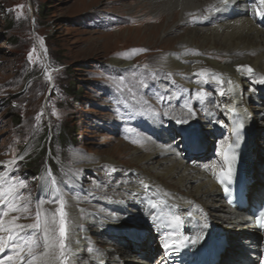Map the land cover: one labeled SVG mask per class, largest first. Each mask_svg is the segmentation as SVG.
Masks as SVG:
<instances>
[{
	"label": "bare ground",
	"instance_id": "6f19581e",
	"mask_svg": "<svg viewBox=\"0 0 264 264\" xmlns=\"http://www.w3.org/2000/svg\"><path fill=\"white\" fill-rule=\"evenodd\" d=\"M136 2L139 3L132 8L130 17L141 13L146 15L144 20H134L129 26L133 31L124 38L118 32L114 40L120 43L130 34L137 36L149 45L146 51L154 57L151 64L158 65L185 85L163 86L170 103H166L164 112L160 110V117L148 119L160 138L158 142L141 146L135 142L142 135L127 133L124 136L134 138V144H125L107 156L88 162L90 168L105 162L118 174L104 182L87 184L107 209L99 206L102 209L99 212L87 209L90 215L86 216L81 214L80 209L85 199L83 195L68 198L65 207L69 229L68 264H104L105 259L109 264L141 261L154 264L147 261L152 258V252L157 251L158 238L154 234L157 222L155 213L142 201L146 195L171 201L179 215L189 218L198 241L223 239L221 258L216 264L254 262L264 252V234L255 229L254 217L248 211L239 212L222 200V190L216 184L214 175L221 168L218 153L229 141L226 135H217L226 128L227 132L230 129L231 110L234 108L245 116L250 131V139L245 142L250 147L248 155L251 164L246 178L250 199L260 201L264 197V83L260 82L264 79V4L261 0H228L226 4L222 0ZM124 8L130 9L131 6L124 5ZM160 32H164V36L160 37ZM110 61L122 67L130 63V60L120 56ZM242 65L250 66L253 71L248 72L247 67L238 71V66ZM201 72H204L203 76L199 75ZM177 89L180 94L176 96ZM191 91H205L208 95L206 101L205 97L197 101L200 108L198 122L202 125L200 133L197 124L192 122L193 116L175 106L176 101L175 104L173 101L175 95L177 105H189V101L181 96L190 98ZM152 97L159 102L156 106L152 101L153 107L163 103V99ZM251 100H254L252 104ZM169 114L173 120L167 123L171 118ZM177 119L187 122H183V126L174 124ZM185 133L195 138L193 143L185 139ZM208 135L215 140L212 145L207 140ZM146 140H150L149 137ZM192 145L203 151L190 153L188 148ZM183 150L186 158L181 156ZM0 185L4 190L8 189L4 187L3 179ZM44 214L45 211L42 220ZM4 221L7 225L11 217H4ZM204 227L207 232H203ZM103 229L112 231L115 241L107 242L106 238H100L96 240L99 243H96L95 252L86 254L83 250L88 243V233ZM4 235L7 237L8 233ZM44 251L42 244L34 264H63L56 258L58 250L49 249L47 257L42 255ZM130 251L134 252L132 256ZM9 255L13 253L6 249L0 253V259L8 260ZM136 255L147 257L141 260ZM13 262L18 264L15 258Z\"/></svg>",
	"mask_w": 264,
	"mask_h": 264
},
{
	"label": "rangeland",
	"instance_id": "374dc122",
	"mask_svg": "<svg viewBox=\"0 0 264 264\" xmlns=\"http://www.w3.org/2000/svg\"><path fill=\"white\" fill-rule=\"evenodd\" d=\"M137 3L136 0H0V180L7 188L20 180L25 184L15 190L21 210L9 211L11 219L19 217L15 223H35L38 210L41 220L43 211L55 213L58 219L59 200L62 198L66 207L68 198L76 194L87 199L80 205L83 215H90L87 209L98 212L102 210L99 207L107 209L87 184L104 182L118 173L105 162L91 168L88 162L125 144H134V138L124 136L127 133L142 135L135 142L141 146L160 140L148 119L160 117V110L164 112L169 102L163 86L185 84L151 64L154 57L146 51L147 43L132 34L123 39L133 31L129 26L134 20L141 22L146 16L139 13L130 17ZM118 32L123 36L120 43L114 40ZM160 33V37L164 36V32ZM117 56L127 58L130 63L123 67L112 63L110 59ZM205 91H191L190 98L181 96L189 101L192 110L197 109L191 116L199 133L202 125L198 122L197 93H202L206 101ZM175 93L179 95L180 90ZM152 96L163 99V103L153 107L152 101L156 106L159 102ZM176 96L175 106L188 111L177 105ZM168 119L170 123L173 117ZM250 122L253 126L252 119ZM148 137L150 140H146ZM184 137L192 143L195 140L186 133ZM142 140L145 142H139ZM207 140L211 145L215 141L209 135ZM253 151L257 154L255 147ZM35 152L39 153L34 160L37 168L28 170L26 160ZM184 154L185 150L181 156L186 158ZM41 200L44 202L40 203ZM25 205L29 208L27 213L23 211ZM26 232L29 242L36 240L33 249H38L36 255L43 244L42 233L27 229ZM112 233L106 229L91 230L83 251L93 254L100 238L114 242L116 236ZM156 249L147 263H156L157 245ZM129 254L132 256L134 252ZM0 264L14 262L2 258ZM104 264H109L106 259Z\"/></svg>",
	"mask_w": 264,
	"mask_h": 264
},
{
	"label": "snow or ice",
	"instance_id": "6c2138e0",
	"mask_svg": "<svg viewBox=\"0 0 264 264\" xmlns=\"http://www.w3.org/2000/svg\"><path fill=\"white\" fill-rule=\"evenodd\" d=\"M223 3H227L228 0H222ZM261 3L264 4V0H261ZM247 67L248 72H252L253 69L250 66H238L237 70L240 71L242 68ZM200 76L204 75V72L199 73ZM219 81H217L218 83ZM261 83H264V79H261ZM223 95V93H220ZM197 96L200 99H203L202 93H197ZM170 103V101L168 102ZM167 106V105H166ZM185 108L188 109L189 114H194L189 105L185 104ZM235 112L233 108L231 110ZM176 123L187 122L186 120L177 119ZM239 129L244 127L243 123H240L237 126ZM237 137H239L240 133L237 132ZM235 144H239V139L235 141ZM231 147V146H230ZM225 160L228 161L227 168L222 169V173L226 171V175L229 181H231L233 168L232 164L235 162V155L231 157L228 156L227 153H224ZM221 185L225 184V181L221 179L219 181ZM24 181L20 180L18 184L10 185L7 190L3 189V186L0 185V253H4L6 249L10 250L13 255H9L7 257L8 261H13L15 258L18 261V264H34V260L36 259V255L34 252V247L36 246V240L33 239L31 242L27 239V230L31 232H41L43 236V248L45 251L42 253L45 257L49 256V249L58 250L59 255L56 257L61 260L63 264H68V256L70 249L68 247L69 240V229H68V220H67V211L65 208V202L61 198L59 200L60 207L58 208V219L55 213L49 215L48 213L44 214L43 220H41V213L38 210L36 212V222L28 225H22L15 223L19 217H12L11 221L6 225L4 221V217L9 215V211H20V207L17 206V200L20 198L16 193L17 187H24ZM224 192L226 194H230V189L228 186L224 187ZM44 201L41 200L40 203ZM231 202V201H230ZM151 203V201H149ZM152 208L155 209L156 205L153 203ZM7 209V210H5ZM23 211L27 213L29 208L25 205L23 207ZM174 219L179 222L180 217L177 215ZM258 227L264 229V210H262L257 216ZM58 231V236H57ZM4 233H8L7 237H5ZM190 243H196L195 240L189 241ZM183 243V242H181ZM163 247L165 248V254L168 253L169 250L176 251L180 247V243L173 241V243L165 242ZM90 252L91 249H88Z\"/></svg>",
	"mask_w": 264,
	"mask_h": 264
},
{
	"label": "trees",
	"instance_id": "16d2710c",
	"mask_svg": "<svg viewBox=\"0 0 264 264\" xmlns=\"http://www.w3.org/2000/svg\"><path fill=\"white\" fill-rule=\"evenodd\" d=\"M66 133V132H65ZM61 139L64 138V136H60ZM39 156V153L35 152V153H31L28 156V161L26 160V163H29V166L27 167L28 170H35L37 167V165L34 163V160H36V158Z\"/></svg>",
	"mask_w": 264,
	"mask_h": 264
}]
</instances>
